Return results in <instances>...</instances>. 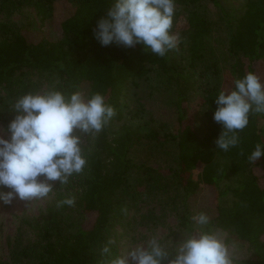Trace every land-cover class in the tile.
I'll return each instance as SVG.
<instances>
[{
  "label": "trees",
  "instance_id": "16d2710c",
  "mask_svg": "<svg viewBox=\"0 0 264 264\" xmlns=\"http://www.w3.org/2000/svg\"><path fill=\"white\" fill-rule=\"evenodd\" d=\"M204 1L175 0L172 32L180 37L178 48L187 45L189 63L183 67L173 50L160 57L142 44L102 46L93 29L107 15L112 0H0L8 10L33 5L42 27L55 20L52 36L42 27L33 31L0 23V122L5 129L14 118L11 111L17 98L37 90L32 75L45 76L48 87L55 84L66 94L80 91L87 97L99 92L116 109L102 132L83 137L87 164L67 184L56 182L53 201L32 223L36 244L19 251L24 257H33L38 264H110L121 256L114 226L126 217L133 201L155 188L172 187L174 196L179 193L182 198L179 226L191 232L189 202L200 188H208L215 194L217 211L208 228L228 232L249 246L252 256L237 264H264V156L256 163L248 159L257 143L264 145V114L250 115L235 147L216 148L222 126L213 120L214 98L222 88L210 84L201 88L205 134L200 136L185 124L196 88L192 71L205 61L213 31L212 21L199 10ZM232 29L229 53L235 78L254 71L264 82V0H249ZM153 73L164 78L175 94L181 126L177 133L162 127L136 131L124 121L126 91ZM171 142L177 145L175 166L154 167L140 158L141 149ZM230 179L236 185L226 187ZM67 198L75 203L58 206ZM106 245L108 254L102 252Z\"/></svg>",
  "mask_w": 264,
  "mask_h": 264
},
{
  "label": "clouds",
  "instance_id": "9594fccd",
  "mask_svg": "<svg viewBox=\"0 0 264 264\" xmlns=\"http://www.w3.org/2000/svg\"><path fill=\"white\" fill-rule=\"evenodd\" d=\"M174 14L175 0H112L93 29L94 37L102 46L142 44L145 51L163 57L180 42L172 32ZM214 102L213 120L222 126L216 148L228 151L239 143L238 133L248 126L250 115L264 114V82L249 71L235 78L230 90L221 89ZM11 112L14 118L6 129L0 128V187L9 189L0 191L5 205L15 199L46 198L54 189L52 182L67 184L83 172V137L97 136L116 115L101 93L66 94L55 84L21 95ZM262 156L264 145L257 143L248 159L256 163ZM74 203V198H67L58 206ZM192 220L194 230L174 249L152 236L146 246L138 245L110 264H237L228 246L208 228L206 213ZM110 251L107 245L102 249L105 254Z\"/></svg>",
  "mask_w": 264,
  "mask_h": 264
},
{
  "label": "rangeland",
  "instance_id": "374dc122",
  "mask_svg": "<svg viewBox=\"0 0 264 264\" xmlns=\"http://www.w3.org/2000/svg\"><path fill=\"white\" fill-rule=\"evenodd\" d=\"M248 1L218 0L217 4L206 0L199 7L202 14L212 21L213 31L209 37L206 62L200 63L192 71L191 77L196 83V88L187 108L185 124L191 125L200 136L206 132L201 88L210 84H219L222 89L232 88L235 76L231 65L234 58L229 53V39L233 22L243 15ZM1 3L0 23L15 24L33 31L42 27L41 19L33 5L24 4L8 10L9 8H2ZM54 23L55 20L43 26L41 30L52 36L55 32ZM179 47L171 51V54L177 57L183 67H187V45ZM31 78L37 84V90L48 88L49 80L45 76L32 75ZM175 102L176 97L169 84L164 78L153 73L150 78L140 81L139 85H131L126 91L123 97L124 121L129 122L136 131L162 127L168 133H177L181 126ZM121 124L122 122L118 123ZM0 128H5L1 122ZM176 149L175 142L156 148L145 147L140 151V158L147 160V163L154 167L168 168L176 164ZM56 182H52L54 186ZM229 185H236V180L226 181L225 186ZM173 190L172 187L170 190L158 187L152 193L143 195L131 203L126 217L114 226L121 256L138 245L146 246L152 236H157L170 250L174 249L189 233L179 226L178 214L183 206L182 198L179 193L178 197L174 196ZM0 191L7 192L9 189L0 187ZM54 191L55 189L46 198L31 202L15 199L11 205H5L0 201V264H38L35 258L24 257L19 251L36 244L37 230L32 223L42 217L43 210L53 201ZM189 203L193 216L200 212L206 213L209 220L216 216L215 194L211 189L200 188ZM214 233L228 246L236 261L252 256L249 246L230 237L228 232L216 230Z\"/></svg>",
  "mask_w": 264,
  "mask_h": 264
}]
</instances>
